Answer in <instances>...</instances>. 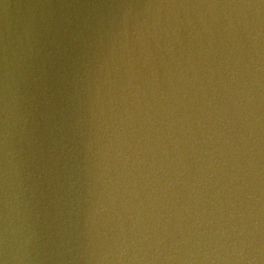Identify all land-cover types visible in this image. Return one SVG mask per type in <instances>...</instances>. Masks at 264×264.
<instances>
[{
	"label": "water",
	"instance_id": "95a60500",
	"mask_svg": "<svg viewBox=\"0 0 264 264\" xmlns=\"http://www.w3.org/2000/svg\"><path fill=\"white\" fill-rule=\"evenodd\" d=\"M0 260L264 264V0H0Z\"/></svg>",
	"mask_w": 264,
	"mask_h": 264
},
{
	"label": "clouds",
	"instance_id": "9594fccd",
	"mask_svg": "<svg viewBox=\"0 0 264 264\" xmlns=\"http://www.w3.org/2000/svg\"><path fill=\"white\" fill-rule=\"evenodd\" d=\"M0 264H6V260H0Z\"/></svg>",
	"mask_w": 264,
	"mask_h": 264
}]
</instances>
